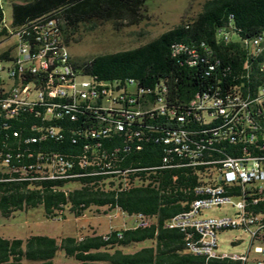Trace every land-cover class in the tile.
<instances>
[{"label":"trees","instance_id":"1","mask_svg":"<svg viewBox=\"0 0 264 264\" xmlns=\"http://www.w3.org/2000/svg\"><path fill=\"white\" fill-rule=\"evenodd\" d=\"M144 1L13 0L10 23L17 24L42 14L52 15L67 43L80 25L90 29L106 20L115 26L136 23ZM227 23L240 37L263 30L264 0H202L192 17L173 24L144 43L97 53L83 60L70 57V61L82 73L95 74L116 86L132 78L143 89L164 87L167 105L179 106L194 91L213 83L223 86L233 80L241 82V86L253 87L257 82L253 77H237L244 60V52L237 42L215 39V28ZM3 32L4 28L0 27V36ZM200 41L208 44L211 51L207 55L199 51L192 63H187L185 52L170 53L173 42L193 47ZM258 59H264V54L253 60V68ZM145 118V122L156 124L164 116ZM91 119L79 115L75 121L57 125L59 138H47L31 146L66 158L70 162L66 172L73 175L16 179L7 173L0 174V215L9 216L36 205H41L46 217L63 216V210L77 216L86 209L99 213L115 208L126 215L141 212L148 217V224L110 227L104 233L85 230L59 237L36 233L23 238L0 235V264H53L57 251L65 257L58 264H240L229 258L205 259L185 250L184 231L164 225L168 217L188 207L194 197L193 186L204 180L209 171L207 165H186L175 154L166 162L169 165H163V145L153 140L156 132L146 128L128 140L122 131H111L99 137V144L93 146V139L73 132L93 122ZM211 125L203 124L204 130ZM85 143L88 146L84 149ZM101 152L104 157L100 156ZM222 152H231L227 144ZM81 154L86 159L84 163L80 162ZM211 154L217 156L219 152ZM254 208L258 209L259 205ZM143 240L145 244L132 247L133 243Z\"/></svg>","mask_w":264,"mask_h":264},{"label":"built area","instance_id":"2","mask_svg":"<svg viewBox=\"0 0 264 264\" xmlns=\"http://www.w3.org/2000/svg\"><path fill=\"white\" fill-rule=\"evenodd\" d=\"M0 27L4 28L0 41L5 42L0 50L5 52L0 55V174L16 179L73 175L66 172L70 167L66 158L31 146L59 138L57 125L75 121L79 115L93 122L73 132L93 139V146L111 131H122L127 140L141 134L143 128L155 131L153 140L163 145V165H169L166 162L175 154L186 165L209 168L204 180L193 186L194 197L188 207L168 217L164 225L183 230L184 249L205 259L264 264V67L253 68L257 52L264 50V29L240 37L227 23L214 32L216 40L236 41L243 50L242 71L237 77L257 79L253 87L233 80L223 86L213 83L194 91L178 106L167 105L164 87L143 89L132 78L116 86L75 68L52 15H38L17 24L2 16ZM199 51L207 55L211 48L202 41L193 47L173 42L170 47L172 55L188 54L187 63L194 62ZM157 115L164 118L156 124L145 122V117ZM196 117L216 122V129L204 130L203 124H196ZM224 144L230 153L222 152ZM87 146L83 144L84 149ZM212 151L219 155L213 156ZM100 156L105 155L101 152ZM85 160L81 154L80 162ZM220 203H230L234 211L199 216L202 208ZM131 216L133 226L149 222L141 212ZM231 227L248 231L249 242L255 241L251 251L249 247L237 252L218 250L216 230Z\"/></svg>","mask_w":264,"mask_h":264},{"label":"rangeland","instance_id":"3","mask_svg":"<svg viewBox=\"0 0 264 264\" xmlns=\"http://www.w3.org/2000/svg\"><path fill=\"white\" fill-rule=\"evenodd\" d=\"M13 0H0L3 19L10 20V2ZM202 0H145L140 12V19L133 24L115 26L106 20L98 23L93 28H85L80 25L77 31L67 42V50L74 60H83L90 56L111 52L117 49L129 48L139 45L151 39L159 32L169 28L173 24L192 17L199 9ZM232 37H234L232 35ZM5 42L0 41V50ZM206 169L202 171V175ZM204 178V177H203ZM113 209L105 212H91L84 210L82 214L72 216L63 210V216L46 217L42 213L41 205L15 211L12 215H0V235L6 237L23 238L27 234H46L59 237L66 234H74L79 231L93 230L96 233H104L110 227L123 224L120 216H114ZM234 207L230 203H220L211 207L202 208L199 216L231 214ZM126 215V214H125ZM131 219V215H126ZM216 244L219 251L237 252L244 251L247 247L251 251L255 241L249 242V233L241 227H231L216 230ZM233 241V242H231ZM145 240L133 243L138 247L145 244ZM251 254V253H250ZM60 251L53 258V264L64 261Z\"/></svg>","mask_w":264,"mask_h":264},{"label":"bare ground","instance_id":"4","mask_svg":"<svg viewBox=\"0 0 264 264\" xmlns=\"http://www.w3.org/2000/svg\"><path fill=\"white\" fill-rule=\"evenodd\" d=\"M173 44V43H172ZM173 46V45H172ZM263 55L264 54V50H259L258 52H257V56H259V55ZM186 56V55H185ZM186 60H188V59H186ZM259 60V59H258ZM184 62V61H183ZM188 62V61H187ZM257 62V64H256V69H263V67H264V59H262V60H259V62L258 61H256ZM255 62V63H256ZM254 67V68H255ZM196 122H199V124L201 123V124H206V126H207V124H209V123H211L212 125H211V127L210 128H208V129H205V130H211V129H216V122H205V117H196ZM210 126V125H209ZM204 129V128H203Z\"/></svg>","mask_w":264,"mask_h":264},{"label":"crops","instance_id":"5","mask_svg":"<svg viewBox=\"0 0 264 264\" xmlns=\"http://www.w3.org/2000/svg\"><path fill=\"white\" fill-rule=\"evenodd\" d=\"M7 1V0H6ZM113 210H115L114 211V216H120L121 217V222L123 223V224H121L120 226H132V217H131V219L130 218H127V216L124 214V213H122V212H120L119 210H117V209H115V208H113ZM128 216H130V215H128Z\"/></svg>","mask_w":264,"mask_h":264}]
</instances>
